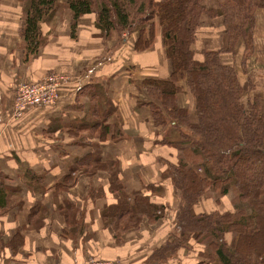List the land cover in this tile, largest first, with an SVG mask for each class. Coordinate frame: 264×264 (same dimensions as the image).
Here are the masks:
<instances>
[{
	"label": "crops",
	"instance_id": "0c3cea01",
	"mask_svg": "<svg viewBox=\"0 0 264 264\" xmlns=\"http://www.w3.org/2000/svg\"><path fill=\"white\" fill-rule=\"evenodd\" d=\"M218 1L203 3L212 9ZM22 8L21 0H0V184L6 189L0 206V264H86L90 257L114 264H194L203 246L191 238L170 257L161 260L154 254L176 232L180 207V193L166 175L177 162L176 151L160 144L163 135L174 140L178 133L169 125L164 132L154 125L141 83L170 76L158 20H153L150 47L137 51L136 32L123 33L117 42L114 34L101 35L93 14L78 19L72 31V13L60 0L56 13L40 23L38 51L27 54ZM254 15L253 30L231 50L220 22L203 16L195 49L220 48V62L233 68L240 84L249 85L244 100L257 98L264 113V8ZM54 71L72 79L56 103L13 117L18 83ZM177 99L189 122L196 123L194 99L184 83ZM97 115L112 127L117 122L120 136L110 131L99 139L97 132L77 130ZM217 191L202 197L195 211L229 208L233 192L219 197ZM140 197L162 204V217L149 218L142 211L129 220L125 211L115 220L114 211H135Z\"/></svg>",
	"mask_w": 264,
	"mask_h": 264
},
{
	"label": "trees",
	"instance_id": "16d2710c",
	"mask_svg": "<svg viewBox=\"0 0 264 264\" xmlns=\"http://www.w3.org/2000/svg\"><path fill=\"white\" fill-rule=\"evenodd\" d=\"M21 1V36L26 53L34 54L42 43L40 23L56 13L60 0ZM64 4L72 13V31L78 19L93 14L101 35L114 34L117 42L123 33L136 32L137 51L152 44L153 20L161 27L165 56L171 62L170 76L146 78L141 83L147 87L146 105L154 125L163 132L169 125L178 133L174 140L163 135L160 144L176 151L177 162L167 167L166 175L180 193V207L176 232L154 254L161 260L170 257L191 238L203 246L194 264H264V113L257 98L244 100L249 85L240 84L233 68L220 62V48L195 49L196 30L203 16L212 23L220 22L231 50L240 37L253 30L254 11L264 8V0H220L212 9L206 8L203 0H64ZM181 82L194 99L196 123H190L187 109L177 104V95L183 92ZM97 116L91 123L77 125V130L97 132L99 139L110 131L115 138L120 136L117 122L112 127L104 115ZM89 157L79 160V168ZM66 177H71V172ZM214 191L219 197L233 192L229 208L197 213V202ZM5 197V186L0 184V206ZM163 210L162 204L140 197L135 211L118 210L113 215L120 219L126 211L129 220L138 219L135 212L143 211L157 219Z\"/></svg>",
	"mask_w": 264,
	"mask_h": 264
},
{
	"label": "built area",
	"instance_id": "2783aa9c",
	"mask_svg": "<svg viewBox=\"0 0 264 264\" xmlns=\"http://www.w3.org/2000/svg\"><path fill=\"white\" fill-rule=\"evenodd\" d=\"M264 72V68H263ZM72 82L69 74L51 72L39 81L18 83L12 106V116L19 117L26 109L36 106L55 104L59 97V89ZM86 264H114L109 260L90 257Z\"/></svg>",
	"mask_w": 264,
	"mask_h": 264
}]
</instances>
